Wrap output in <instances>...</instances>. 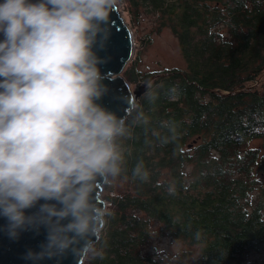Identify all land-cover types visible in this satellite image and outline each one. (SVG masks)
Masks as SVG:
<instances>
[{
    "label": "trees",
    "instance_id": "16d2710c",
    "mask_svg": "<svg viewBox=\"0 0 264 264\" xmlns=\"http://www.w3.org/2000/svg\"><path fill=\"white\" fill-rule=\"evenodd\" d=\"M128 2L171 29L185 68L144 74L131 61L122 73L130 86L162 76L115 140L109 175L127 188L103 198L102 255L84 264L264 261V0ZM161 238L184 247L166 258Z\"/></svg>",
    "mask_w": 264,
    "mask_h": 264
},
{
    "label": "clouds",
    "instance_id": "9594fccd",
    "mask_svg": "<svg viewBox=\"0 0 264 264\" xmlns=\"http://www.w3.org/2000/svg\"><path fill=\"white\" fill-rule=\"evenodd\" d=\"M117 0H0V229L45 230L52 258L96 251L98 177L116 175L123 123L102 98L94 51Z\"/></svg>",
    "mask_w": 264,
    "mask_h": 264
},
{
    "label": "water",
    "instance_id": "95a60500",
    "mask_svg": "<svg viewBox=\"0 0 264 264\" xmlns=\"http://www.w3.org/2000/svg\"><path fill=\"white\" fill-rule=\"evenodd\" d=\"M94 51L100 58L99 65L102 73L103 95L98 101L104 108L112 112L123 125L135 108L138 99L147 91L148 84L157 77L149 78L139 89L132 92L122 73L134 56V38L125 23L118 7L111 13L109 22L101 26L100 34L96 36ZM107 177H98L94 182V207L100 212L99 227H103L105 203L103 202L102 186ZM6 222L0 219V225ZM99 231V232H100ZM99 232L92 239L96 247L99 241ZM45 243V230L23 231L16 238H11L6 231L0 229V264H84L87 253L82 251V241L74 243L63 254L53 255L45 259H25L29 252H40Z\"/></svg>",
    "mask_w": 264,
    "mask_h": 264
},
{
    "label": "rangeland",
    "instance_id": "374dc122",
    "mask_svg": "<svg viewBox=\"0 0 264 264\" xmlns=\"http://www.w3.org/2000/svg\"><path fill=\"white\" fill-rule=\"evenodd\" d=\"M117 7L134 38V56L131 61L137 62V66L142 73L160 74L167 70L185 68V61L179 43L175 35L171 32V29L159 28L154 14L147 15L142 8L141 16H135L133 14L134 9H132L128 0H117ZM144 42H147V44L144 45ZM152 82L146 88L149 89ZM144 83L141 80L131 86L129 85V87L134 92ZM125 188H127L126 182L119 181L107 175V180L104 186H102L103 198H106L110 194L111 189H114L113 193H117L123 191ZM110 196H113V194L111 193ZM103 201L106 203V209L110 207L107 201L104 199ZM154 246L166 258H174L184 247L180 240L169 238L159 239L155 242ZM88 254L89 251L87 257ZM253 261H255V264H264L263 258L257 255L250 259V262Z\"/></svg>",
    "mask_w": 264,
    "mask_h": 264
},
{
    "label": "bare ground",
    "instance_id": "6f19581e",
    "mask_svg": "<svg viewBox=\"0 0 264 264\" xmlns=\"http://www.w3.org/2000/svg\"><path fill=\"white\" fill-rule=\"evenodd\" d=\"M107 177V176H106ZM104 202V201H103ZM105 203V202H104ZM105 209H106V203H105ZM105 212V211H104ZM103 220H104V215H103ZM104 225V224H103ZM100 236V235H99ZM100 238V237H99Z\"/></svg>",
    "mask_w": 264,
    "mask_h": 264
}]
</instances>
